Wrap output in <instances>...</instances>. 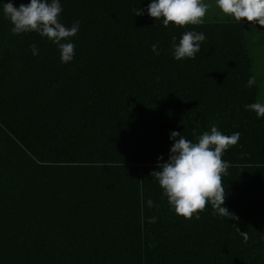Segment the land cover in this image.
Here are the masks:
<instances>
[{"label":"trees","instance_id":"16d2710c","mask_svg":"<svg viewBox=\"0 0 264 264\" xmlns=\"http://www.w3.org/2000/svg\"><path fill=\"white\" fill-rule=\"evenodd\" d=\"M60 3L62 24L80 22L70 63L46 37L14 35L0 9V264H264V117L245 109L262 100V26L214 8L202 25L164 27L133 13L149 0ZM186 31L206 39L175 60ZM213 125L241 134L222 155L238 220L208 203L175 214L150 175L171 131L196 142Z\"/></svg>","mask_w":264,"mask_h":264},{"label":"clouds","instance_id":"9594fccd","mask_svg":"<svg viewBox=\"0 0 264 264\" xmlns=\"http://www.w3.org/2000/svg\"><path fill=\"white\" fill-rule=\"evenodd\" d=\"M218 9L217 18L233 20L239 23L242 19L255 22L250 27H264V0H214ZM211 5L206 0H149L146 8H133L137 16L147 14L155 20H162V26L169 23L176 26L202 25L209 17ZM0 9L4 17L12 25L14 35L34 32L46 37L57 46L61 63H70L75 55V45L72 38L80 29V22H74L70 27L59 20L62 12L60 0H28L18 6L13 0H0ZM222 13V15H220ZM206 39L203 32L186 31L179 42L172 38V56L175 60L185 58L195 59L200 51L201 43ZM33 56L39 55L35 44L30 46ZM151 51L159 55L157 43L151 45ZM255 77H249L246 87L255 85ZM245 109L253 111L256 117H264V100L245 105ZM240 132L225 135L213 125L210 131H205L196 138V142L186 139L181 132L171 131V141L168 159L158 163L156 170L150 175L162 189V195L175 214L191 219L194 213L203 211L206 203L211 204L214 214L225 219L238 220L232 211L224 207L226 191L222 184V176L229 164L222 159L223 153L240 139ZM158 161L163 157H158ZM148 207H153V201H146ZM199 219V216H196ZM155 217L149 218L154 223ZM239 231V230H238ZM242 233V232H241ZM244 239L247 235L243 232Z\"/></svg>","mask_w":264,"mask_h":264},{"label":"rangeland","instance_id":"374dc122","mask_svg":"<svg viewBox=\"0 0 264 264\" xmlns=\"http://www.w3.org/2000/svg\"><path fill=\"white\" fill-rule=\"evenodd\" d=\"M211 5L209 14L214 12V2L206 0ZM255 47L254 55L256 57V68L261 77V99L264 100V27H257L254 33Z\"/></svg>","mask_w":264,"mask_h":264}]
</instances>
